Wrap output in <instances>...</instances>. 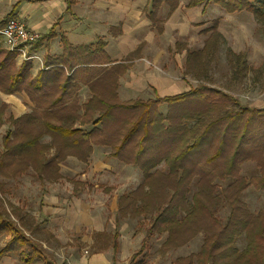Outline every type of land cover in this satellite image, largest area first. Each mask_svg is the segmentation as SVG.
I'll use <instances>...</instances> for the list:
<instances>
[{"label":"trees","instance_id":"trees-1","mask_svg":"<svg viewBox=\"0 0 264 264\" xmlns=\"http://www.w3.org/2000/svg\"><path fill=\"white\" fill-rule=\"evenodd\" d=\"M68 2L71 5L74 0ZM163 2L169 5L170 12L179 5V0H149V15L156 25L160 22L157 10ZM207 2L217 3L229 12L251 11L264 30V0H188L187 4L192 7ZM16 7L17 4L9 17L15 16ZM4 23H0V29ZM207 29L211 33L204 48L192 54L196 61L218 50L222 42L217 19ZM55 34L50 29L33 42L31 49ZM62 39L63 53L52 60L48 54L44 64L49 68L35 75L31 60L16 67L17 54L0 46V91L24 90L33 102L30 112L9 116L15 127L2 138L0 174L20 176L31 167L41 179L51 181L60 177L58 163L68 155L87 160L95 144L111 146L113 156L143 171L140 185L119 200L121 214L143 215L149 223L141 247L127 264H147L145 250L156 233H167L160 250L168 252L171 247L184 245L200 230L204 233L200 251L178 256L174 264H264V213H251L241 198L243 188L252 180L241 175L217 191L218 183L210 177L216 171V177L225 178L240 159L254 157L241 145L243 156L237 158V144L225 160L230 163L226 169L224 144L228 132L240 133L242 144L248 138L264 148V106L242 103L231 92L204 82L173 95L120 100L116 81L128 64L121 63L107 71L85 64L80 70L88 76L77 80L78 64L109 59L104 50L106 43L100 37L90 44L74 46L64 35ZM228 53L235 65L233 75L244 77L250 68L245 52L234 53L229 48ZM81 82L89 85L92 94L85 102L78 99ZM163 103L168 106L166 112L161 110ZM6 105L0 107V124ZM89 123H93L92 127L86 128L84 125ZM45 134L52 135L55 144L52 158H48L51 144L41 142ZM218 164L222 167L218 168ZM52 169L56 173L51 174ZM197 175L198 184L190 196L191 182ZM255 180L264 188V163ZM222 202L230 207L227 222L216 215L217 205ZM25 216L18 206L8 211L0 199V231L10 235L8 243L0 248V259L12 252L23 264H59L43 243L23 227ZM243 231L249 234V242L240 250L235 245L236 236Z\"/></svg>","mask_w":264,"mask_h":264},{"label":"crops","instance_id":"crops-1","mask_svg":"<svg viewBox=\"0 0 264 264\" xmlns=\"http://www.w3.org/2000/svg\"><path fill=\"white\" fill-rule=\"evenodd\" d=\"M187 2L188 0L186 2L179 0L177 8L170 12L168 7L167 14H164L161 18L158 16L159 8L156 15L160 22L156 25L149 15V0H74L71 5H69L68 0H0V23H4L14 5L17 4L14 15L21 17L25 24L36 30L38 33L37 38L47 34L50 29H54L56 34L51 38L42 40L40 45L33 50L41 57L32 61L31 72L33 75L42 68H49L45 67L44 64L48 54L51 56L50 60H52L53 57L63 53L62 35L67 37L74 46L77 44H90L102 37L106 43L104 50L107 51L109 59L78 64L77 80L87 78L88 73L82 72L86 67L85 64L89 67L94 65L103 68L104 71L112 70L121 63L128 64L127 69L119 75L121 79L118 93L121 100L136 99L141 96L149 98L156 88L160 96L173 95L184 89H190L189 84L188 86L182 85L183 87L180 90L171 85V75L185 72V70L188 72L189 59L194 60L192 54L204 48L203 46L211 33L207 28L216 19L218 20V30L223 34L222 40L227 41L228 49L230 48L234 53L245 52V60L249 66L250 62L247 58L249 59L251 55H260L264 60V43L262 40L259 44L256 43L255 29L256 26L259 27L260 25L253 12L247 10L229 12L223 6L213 2H207L206 5H192L191 7L188 6ZM212 5L217 6L216 15L213 14L214 10L212 11V9L214 8ZM205 17L207 19L211 18V20L206 22L198 20ZM261 30H263L262 26ZM199 32L203 35L201 40L199 39V36H201ZM196 41H201V44L198 46L199 48L194 50L192 45ZM0 46L2 48L6 46L2 37H0ZM170 51L175 52L174 56ZM216 51L211 52L207 57L213 55ZM175 60L176 62H182L181 69L178 71L174 68H168L161 71V73H157V70L152 67L154 63L174 62ZM15 61L16 67H20L24 58L17 54ZM186 61L188 62L187 66ZM256 64H261V62H256ZM249 69L251 68H248L247 71ZM99 74L93 78L98 77ZM157 74L165 75L160 80ZM91 96L88 84L81 82L78 89L79 101L84 102ZM263 100L259 99V101ZM3 103H7L6 107L9 106L12 109L11 111L16 112V114L14 113L15 117L30 112L33 106L31 97L24 90L10 93L0 91V107ZM8 127L7 125V130ZM104 147L106 146L95 144L92 154L87 160H80L75 155H68L58 163L60 177L56 179L50 181L39 177L42 182H46L45 191L42 195V207L44 212L51 215V218L49 224L46 225V229L40 224L39 226L27 224L28 228H32L31 234L44 229L49 240H57L65 245L75 242L74 232L89 231L90 229L91 247H93L95 256L89 255L86 248L87 251H83L80 256L69 255V259L71 258L68 260L70 264H101L104 262V258L101 256L103 250L112 251L114 260L118 256V251L129 260L132 254L141 247L145 238L146 231L139 246L131 249L126 248L122 245V239H119L121 232L118 228L120 216L123 220L127 217L134 218L130 214L126 216L121 214L119 200L122 195L131 192L140 185L143 180V171L140 166L135 165L141 169L142 178L138 183L132 178L130 183L133 184L130 186L129 180H127L128 176L132 173L139 175L140 173L130 168L129 163L125 160L113 156L111 152L104 151ZM69 162L75 167H71ZM88 163L91 164L89 167L92 169L89 170L88 168V171L81 170L80 165L84 164L85 166ZM130 165L134 164L130 163ZM125 167L129 169L127 170ZM81 171L82 174L76 176ZM99 173H104L101 180L103 184L93 181ZM67 178L74 179L71 180L74 186L65 194L64 185L60 181ZM17 179L21 181L23 177H18L14 181ZM19 180L16 182L17 184H20ZM25 183V190H28L30 183L27 181ZM11 184H13L12 180ZM86 186L87 190L100 187L107 198L97 203L86 200L85 195L87 192L84 189ZM108 200L110 206L107 204ZM112 228H114V231L111 232ZM121 236L123 237L124 234L122 233ZM37 240L45 246L41 239ZM47 251L52 255L48 249Z\"/></svg>","mask_w":264,"mask_h":264},{"label":"rangeland","instance_id":"rangeland-1","mask_svg":"<svg viewBox=\"0 0 264 264\" xmlns=\"http://www.w3.org/2000/svg\"><path fill=\"white\" fill-rule=\"evenodd\" d=\"M186 2L187 0H180ZM212 3V2H211ZM214 3V2H213ZM217 4V3H215ZM214 9L213 14H217V6L212 5ZM169 5L163 2V6L160 7V10L158 11V16L161 18L164 14H167ZM211 12V10H209ZM199 21H207L211 20V18L207 19L205 18H199ZM259 27L256 26V43L259 44L262 40L264 43V32L261 30V24ZM199 39L201 40L203 38L202 33L199 32ZM201 37V38H200ZM201 44V41H196L193 43L192 47L194 50L195 48H199L198 46ZM227 41L224 39L222 40L219 49L211 56L205 55L202 60H191L192 67L189 69L188 62L186 63V66L188 65V72L185 70V72H179V73H173L174 75H171L170 83L174 87L178 88V90L182 89V85L189 84L190 88L198 85L200 82H204L206 84H210L211 86L218 87L220 89H225L229 92H231L235 97L239 98L242 103L248 104L250 106L256 105L259 107L264 106V100L259 101V99H264V60L260 55H251L249 59L247 58L248 62H250V68L245 77H238L237 79L234 78L233 72H234V63L231 59L230 54L228 53V46ZM191 48V49H193ZM252 52V51H251ZM256 52V51H255ZM170 53L174 56L175 52L170 51ZM254 53V51H253ZM175 62V63H174ZM174 62L166 61L165 63H154L152 64L153 69L157 70L156 72L165 71L168 68H174L176 71L181 69V63L182 62ZM261 62V64H256ZM174 63V64H173ZM186 68V69H187ZM198 70V71H197ZM165 75V74H164ZM163 74H157V77L160 78V80L164 76ZM116 81V92L118 93V88L120 85V79L121 77H117ZM160 85L161 83L158 82ZM89 86V85H88ZM156 90H158L156 88ZM151 95V97H155L157 94H159L157 91ZM185 90V89H184ZM188 90V89H187ZM119 95V93H118ZM120 97V96H119ZM149 97V98H151ZM137 98H143L148 99L147 97H137ZM136 98V99H137ZM121 100V98H120ZM123 100V99H122ZM87 101V100H86ZM85 102V101H84ZM195 102V101H194ZM7 106V105H6ZM161 110L163 112H166L168 109L167 104L163 103L160 105ZM12 109L8 106L4 110L5 113L3 115V122L0 124V150L3 149V136L7 131V125L9 126V129H14V125L10 123L9 116L15 115V111H11ZM15 113V114H14ZM195 121V120H194ZM4 124V125H2ZM93 123L85 124L86 128L92 127ZM190 124H193V122H190ZM6 129V130H5ZM5 130V132H4ZM239 135H235L233 132H228V138L225 139L224 144V166H229V162L225 161L226 158H229L233 152L236 149V145L238 144V156L237 158H240L243 156L241 149L243 147V151L248 152L250 155H253L254 157L249 158H243L240 159V161L236 164V169L230 168V173H226L225 178L216 177V171H212V181H215L218 183L217 191L220 190L219 188H224L227 186V184L231 183L235 178L243 175L246 176L248 179H251L252 182L248 184L245 188H243V192L241 195V198L243 199L244 203L248 205L249 210L251 213L257 214L258 212L262 211L264 213V188L259 187L256 183L257 180L256 177L260 175V164L264 163V148L261 146H258L257 143L254 141L249 140L248 138L245 140V142L242 144V141L239 140ZM262 139H264V134H262ZM41 142L51 144V149L48 152V158H52L54 156V150H55V144L52 139V135L45 134L41 138ZM242 145V147H241ZM237 149V150H238ZM236 150V152H237ZM104 151L111 152V146L104 147ZM235 152V154H236ZM110 158V156H109ZM69 165L71 167H75L73 164L69 162ZM90 163L81 164V170H91L92 168ZM121 165V164H120ZM130 168H133L137 170L139 174L132 173L130 176H128L127 180H129L130 186L133 183H130L132 178H134L135 182L138 183L140 179L142 178V171L141 167L138 168L135 165H130ZM165 166V165H164ZM218 164V168H221ZM127 170L129 168L125 167ZM224 168V167H223ZM95 169V167H93ZM226 171V170H224ZM56 173L55 169H52L51 174ZM81 172H78L77 175H81ZM104 173H99L94 177L93 181L96 183H101V180L103 178ZM139 175V176H138ZM74 176V177H76ZM138 176V177H137ZM18 177H23V179L20 181L19 179L15 180ZM14 178V179H13ZM198 175L195 177V179L191 182V189H190V196L194 193L197 187V180ZM33 179V180H32ZM11 180L13 184H11ZM19 180L20 184H17L16 182ZM71 180H74L73 178ZM70 180V178H67L66 180H61L60 182L63 183L65 190V194L69 192L72 189V186H74V183ZM25 181L30 183V188L28 190L26 189V183ZM33 181V183H31ZM88 184H91L87 182ZM93 185V184H92ZM46 182H42L39 179L38 174L34 169L31 167L27 168V170L20 176H4L0 174V199L3 201L5 207L8 211H11L13 207L18 206L21 210V212L26 215V220L23 223V227L27 228L28 232L32 230V228H28L27 224L30 226L35 225H42L43 228L46 229V225L49 224L51 215H48L47 212H44V208L42 207V195L45 191ZM56 189V188H55ZM85 191L87 192L85 195V199L89 200L90 202H102L104 198H107V195L102 193V189L100 187H96L94 190H87V186L84 187ZM97 200V201H96ZM109 203V200L107 201V204ZM110 206V204H108ZM217 217L220 218L223 222H227L228 214L230 211V207L226 202H222L217 205ZM14 218L15 215H12ZM119 230L121 232L119 239H122V245L126 248H134L139 246L141 242L142 236L145 234L146 228L148 227V218L144 217L143 215L129 218L127 217L125 220L120 216L119 219ZM114 231V228H112L111 232ZM70 233V232H69ZM122 233L124 236L122 237ZM33 236L37 239H41L47 249L52 253L54 258L57 259L59 263L63 264H70L68 260L69 255H77L80 256L83 254V251L86 248L88 249V254L91 256H95V253L93 252V247H91V233L90 229L83 230L80 232H74V243L65 244L53 240L48 239V234L44 229H40V232L36 231L35 233H32ZM50 234V232H49ZM167 233H156L152 236L149 247L145 250L148 252V254L145 256V261L147 264H174L175 259L178 256H186V254L192 253V252H199L200 247L204 240V233L202 230H200L195 237H193L191 240L186 242L184 245L178 246V247H171V249L168 250V252H162L160 250L161 244L165 241L167 238ZM10 239V235L5 231H0V248L5 246L8 243V240ZM249 242V234H246L245 231L240 233L236 236V247L240 250H243ZM103 253L101 256L104 258V262L101 264H126L127 260L126 257L119 253L118 256L114 260L113 259V253L112 251H105L103 250ZM128 254V253H127ZM143 254V253H142ZM142 255H140L141 257ZM95 258V257H94ZM0 264H23L18 256L15 253H10L7 255H4L2 259H0Z\"/></svg>","mask_w":264,"mask_h":264},{"label":"built area","instance_id":"built-area-1","mask_svg":"<svg viewBox=\"0 0 264 264\" xmlns=\"http://www.w3.org/2000/svg\"><path fill=\"white\" fill-rule=\"evenodd\" d=\"M0 35L6 46L11 51L23 56L24 60L34 61V59L41 58L38 53L31 49L33 42L38 39V33L25 24L21 17H8L4 26L0 29Z\"/></svg>","mask_w":264,"mask_h":264}]
</instances>
